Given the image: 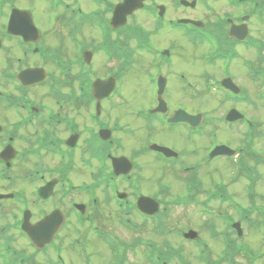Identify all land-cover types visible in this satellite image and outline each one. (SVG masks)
I'll return each instance as SVG.
<instances>
[{"label":"flooded vegetation","instance_id":"flooded-vegetation-1","mask_svg":"<svg viewBox=\"0 0 264 264\" xmlns=\"http://www.w3.org/2000/svg\"><path fill=\"white\" fill-rule=\"evenodd\" d=\"M76 1L78 0H0V56L14 60L18 65H23V68L44 70L45 82L57 83L59 72L68 74L67 71H71L72 67L82 70L76 73L77 76L84 70L87 71L90 64L99 69L96 73H83L88 79L90 74H92L91 80L110 76L116 78L119 54L115 48L104 60L98 53L99 45L95 43L85 41V44H81L83 50L77 54L73 49L75 44L66 45L65 41L70 42L72 31L75 29V25L72 28L74 14L81 16L77 25L83 22L84 24L81 25L83 31L89 28L97 31L102 29L103 38L105 33H111L113 40L119 39L122 27L113 28L110 19L114 7L123 0H95L98 6L92 10L93 12H83L74 5ZM83 1L91 3L90 0ZM183 1L145 0L139 10L127 16V24H125L129 27L127 32L136 29L135 26L141 28L146 36L145 40L148 39L157 49L156 55L146 53L148 58L145 66L136 64L140 54L134 55L133 60L131 59L132 72L143 80V91L140 94L144 97L151 96L153 75L166 73L164 75L168 83L169 73L176 76L180 74L183 78L182 72L192 71L197 74L200 70L198 76L202 78L231 77L243 88H241L242 93L246 96L242 103H247L248 90L245 83L253 82L256 78L258 82L264 76V0H186L193 2L189 7L185 6ZM12 9L30 14L38 29L34 43L25 42L8 31ZM89 14H94L98 18L97 25L88 21ZM143 14L146 15V23L153 24V27H145L137 23L141 22ZM39 15H46L48 18L50 16L55 25L45 28L42 20L40 23L37 21ZM182 19H191L197 25L183 24L180 22ZM187 26L195 30H186ZM238 27H240L237 30L239 36L247 35L243 41L229 35L231 29L235 30ZM183 29L184 32H181ZM165 30L170 40H188L192 45L185 42L188 54H194L198 48L203 50L196 56L195 64L191 62L178 64L173 48L162 44L167 42L164 40L166 35H162ZM203 34L216 35L219 47L232 57L229 72L226 74L222 69L219 72L213 71L212 65L207 63L209 44L202 37ZM90 47L96 49V52ZM86 49L93 52L90 64L84 63L83 54ZM62 50H69L72 59L58 60L57 53ZM167 52V57H164ZM73 55L75 58L72 57ZM162 57L168 61V64L163 63L159 66ZM249 62L253 64L255 71L250 69ZM201 69L206 72L202 73ZM84 76H81V80ZM116 79L118 83V78ZM167 86L169 88V83ZM83 93L84 91L80 97L76 96V99L81 100V106L75 105V110H78L76 112L72 107L66 106L65 99H69L71 93L65 94L62 91L58 95H50L52 105L41 110L37 107L27 108L24 104L20 105L21 117L17 120L18 125L23 123L21 126L24 131L31 128L34 131L31 135L19 138L22 147L16 157L20 160L21 166H29L34 159L33 153L42 165L41 169L29 172L31 178L28 179L34 182L35 186L32 187L31 198L28 200L31 206L32 203L36 206V212L29 211L27 219L35 223L51 211H61L64 215L61 229L49 245L51 258L45 261V264H264V139L262 138L264 122L246 119L208 125L215 136L223 138L218 140L221 141L219 144L224 143L230 149L225 156L210 158L211 163L219 160L220 166H226V171L222 172L217 168L210 170L204 176V180L194 169L195 166L182 163L183 154L180 158L179 156L174 158L152 153L155 160L160 162V170L156 171L149 169L151 161L139 162L128 157L131 161L130 171L126 174H114L108 157L121 156L120 138L116 135L129 133L132 128L125 126L121 128L119 124L117 131L115 120L112 124L104 120L112 110L120 111L118 108L120 103L113 102L112 95L111 98L109 97L110 100L107 98L101 101L103 105L107 102L105 110L108 112L103 110L97 113L91 92L89 95ZM181 108L189 113H199L196 108L192 109L189 106H181ZM31 109H35L32 114L28 113ZM148 109L150 106L138 111L137 114L141 115ZM173 110L175 109L170 108V112ZM80 112L81 125L84 129H79L80 123L75 117V115L78 117ZM35 117H39L41 122L31 123V119ZM134 122H137L136 118ZM160 123L155 124L150 132H164L178 136L185 133L187 138L191 135H200L201 129L208 124L204 119L203 123L192 129L183 124L166 126L161 119ZM142 128L146 129L144 125ZM105 129L111 134V138L107 141L99 135V132ZM190 129L196 132L192 133ZM74 135L78 138L74 147H70L68 138H75ZM9 136L7 130H3L0 133V141L8 142ZM58 150L61 158L59 165L62 162L59 171L56 159ZM77 150L82 154L86 152L91 154L90 159L81 160L82 163H91L94 160L103 163L98 170L89 172L93 182L91 186L71 183L67 176V172L70 174L67 163ZM145 152L150 153L146 146H143L140 152L138 148L132 149L135 156L143 159L147 158V155H143ZM178 158V161H174ZM15 164L0 165V177L5 176L7 180L5 186L0 181V193L9 192L7 186L8 183L12 184L9 179ZM123 165L125 164L121 162L119 166ZM124 170L126 169L118 171ZM26 172L27 170L18 172L20 180H23ZM104 174H107V177ZM213 174L226 175L225 190L214 186L202 188L200 183L213 179ZM238 180L240 184L237 187ZM117 181L121 184L120 187ZM51 184H55L53 188ZM154 188L157 194L151 193L150 190ZM47 189L48 197L42 198L38 192H46ZM96 189L106 196L100 199L95 193ZM17 190H24V187H18ZM169 194L180 202H175L176 200ZM115 199L119 201L116 202ZM153 199L157 200L160 207L154 216H150L152 214L148 216L143 212H152L153 206L150 204ZM12 200L15 198L13 197ZM120 201L123 203L121 204ZM3 202L6 200H1L0 205L5 210L6 205ZM170 205L180 209L178 215L186 212L184 218L186 217L190 224L170 226L167 224V218L159 219L160 216H168L171 209H176L168 208ZM119 206H125L124 215L129 217V220H124L126 224L120 220ZM23 213L24 209H20L16 218L18 221H22ZM131 215L135 216V219H132ZM75 224L83 233L73 237L70 230ZM140 229L144 230V235L137 233L141 231ZM126 232L128 234H125ZM136 237L146 239L148 243L142 241L136 243L134 242ZM34 264H39V257Z\"/></svg>","mask_w":264,"mask_h":264},{"label":"rangeland","instance_id":"rangeland-1","mask_svg":"<svg viewBox=\"0 0 264 264\" xmlns=\"http://www.w3.org/2000/svg\"><path fill=\"white\" fill-rule=\"evenodd\" d=\"M96 6H98L97 3H88V2H84L83 0H81L80 5H79V7H81L84 12L92 11V10L95 9ZM41 20L43 22L44 27L47 28V29L51 28V27H53V25H55L54 20H51L50 16L48 18L46 15H39L37 17V21L40 23ZM134 22H136V21H134ZM137 23H139L140 25L145 26V27H153V24H147L146 23V15L145 14H143L141 22H137ZM57 28H58V26H57ZM181 32H184V29ZM88 33L94 35V37L97 38V41H99V40L102 41L104 39L103 35H102V29H101V31H97V30H91L89 28L88 29ZM166 33L167 32L165 30L162 33V35H166L164 37V40L167 41V42H163L162 44H163V46H167V47L173 48L175 56L177 57L176 59L178 61V64L179 63L183 64L184 62H191V63L195 64V62H196L195 58H197L196 56L199 55L200 53H202L203 50L198 48L197 50H195L194 54H191V53L188 54L187 50L185 49V47H186L185 40H183V39L170 40L171 39L170 36L167 35ZM86 38L89 39L88 37H86ZM143 40H144V43L147 42V45H148L146 50L151 51L153 49H156L154 44L149 42L148 39L145 41V39L143 38ZM155 42H157L156 37H155ZM69 43L71 44V42L65 41L66 45L69 44ZM77 48H78V46L75 45L74 50L77 51ZM69 52H70L69 50L61 51V55H62L61 58L64 59V60H69L71 58V55L69 54ZM183 53L185 55H183ZM72 57L74 58V55ZM141 64H144V63H141ZM95 69L98 71V67H95ZM95 69H94L93 73H96ZM185 73H186L187 77L184 76V78L187 79V80L188 79L189 80H197L198 79L197 77H194V76H192V74H190L192 72H190V73L185 72ZM125 77L127 78V80L123 81L121 83V86L124 88V93L126 92L127 95H129V97H130V93L131 92L140 93V92L143 91L140 83L135 79V77H132L130 75V72H127ZM58 78L60 80H62L63 78L67 79V83L62 84L61 86H59L60 90L62 91V93L63 92L65 94H70L71 93L72 95L74 94L76 96L77 95L79 96V94H78L79 91L77 90V89H79V87H77V83H78L79 79L76 77V69H72L68 74H65V75L64 74H58ZM137 78H139V77H137ZM168 78H169V85H171L172 89L173 90L176 89L179 92L180 99L182 100V104L184 102V104L182 106H189V107H192V109L194 107H196L197 106L196 100L192 99L191 100L192 102H186V100H188L187 96H186L187 95V92H186V88L187 87H186V84L183 85V82L185 83L186 80L182 79L179 76H176L175 74H170V73H169V77ZM247 84H249L250 86L253 85L254 88H256L257 82H254V83L253 82H249ZM37 91H41L43 93L45 91V89L41 88V89L33 90L32 94L34 95V97L36 99H38L39 101H42L41 102L42 105H44V106H45V104L49 105L50 102H51V99H49L47 97L44 100H41L39 98L38 94H37ZM68 91H69V93H66ZM257 92H258V89H257ZM120 94L122 95L123 93H120ZM256 95L257 94H256V90H255V92L253 93V95H251V97L253 99H255ZM138 99H139V97L137 95L133 94V96H132L131 100L129 101V103L131 102V103H133L135 105H138ZM74 100L76 101V99H74ZM173 101H176V100H173ZM201 102H208V98H205L204 101L201 100ZM79 104H81V102L78 100L77 104H75V105L79 106ZM116 104H117V101H116ZM67 105L70 106V107H73L71 101H69V103ZM75 105H74V108H75ZM120 105L121 106L118 107V108H120V111H116V115H119V118L122 121V123L124 121L125 123L133 126L134 125V119L132 117H129V116H126V115H122V106H123V108L125 110H126V107H125V105L123 103L122 104L120 103ZM200 109H202V108H200ZM4 113H5V110L3 109V106L0 105V118L1 119H4L3 117H1ZM79 115H81V113H79ZM75 117L77 118L78 122L80 123V119L81 118L79 116L77 117L76 115H75ZM11 119H13V116L10 117V120ZM158 120L159 119L157 118L155 121H158ZM262 129H264V126H263ZM25 131L29 135V132L27 130H25ZM133 132L134 133H132L128 137L127 136H122L121 134H117L116 135L117 137H119L122 140V141H120V146H119V152L120 153H125L131 159H134V160L136 159V161H138V160H140V158L135 156L134 154H132V149L133 148L141 149L145 145V143L149 142V139L151 138L152 140H155V141H158V142L161 141L160 143H164L165 145L169 146L171 149H173L174 151L179 153L180 154L179 158H180L181 154H183V158H182V163L183 164H192L193 166H195V165H197L198 162H200L201 160L205 159L206 151H207V149H208V147L210 145L209 137H210V134L212 132V128L208 126V127H206L203 130L202 134H200L198 136L191 135V136H188V138H187V135L185 133H182L181 136H178V135H175V134L164 133V132H158V133L154 134V133L144 132V130L142 128H138V131L134 130ZM133 134H135V136L137 134V136H138V137H136L137 139L134 138ZM133 143H135V144L130 149V146ZM209 152L207 153V155L209 154ZM151 154H152V152L143 153V155H147V158H148V159L147 158L144 159V161H153L155 158ZM90 157H91V154L89 152H86L85 154H82L79 150H77L74 153V157H72L74 167L75 168L82 167L81 171H76L74 173V175H73V180H74V182L76 184H82V185L87 184V185H89L90 181L92 180L90 178L89 172L92 171V168H93L94 171H96L103 165V163L97 162L95 160L93 162H91L90 165L80 164L81 160L82 161L88 160V159H90ZM179 158L175 159L174 161H178ZM216 168H220V169L223 170V168L220 167V161L219 160H215L211 164L201 165V166H199L197 168V171L202 177H204L207 174L208 170L212 171V170H214ZM22 169H24V167H22ZM212 176H213V180H215L217 186H221L222 184H224V180H222L220 177H218L217 174H213ZM15 184L17 185L16 182H15ZM26 186H29V185H26ZM257 187H260V186H257ZM7 188H8V190H12L13 186L10 185V186H7ZM99 191H100L99 189H96L95 193L100 199H103L106 196V194L103 193V192H99ZM150 191H151L152 194H157V191H156L155 188L153 190H150ZM162 191H164V188L162 189ZM112 201L115 202L114 200H112ZM173 208H176V207H173ZM178 213H180V209L179 208L170 210L169 215L166 217L168 219V221L166 219L168 225H170V226H173V225L178 226L180 224L181 225L184 224V226H185L186 223L190 224V221L186 217L184 218V214L186 212H182L181 215H178ZM79 232H80V228L77 226V224H75L74 225V232H73L74 236L79 234ZM137 236H139V235H137ZM172 241H174V239H172ZM18 249H20L21 251H23L25 253L28 252V249H26L24 247H20ZM39 263L40 264H45L41 258H39Z\"/></svg>","mask_w":264,"mask_h":264}]
</instances>
